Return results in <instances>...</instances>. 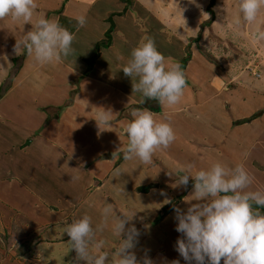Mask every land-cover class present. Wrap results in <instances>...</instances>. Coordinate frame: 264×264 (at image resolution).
Masks as SVG:
<instances>
[{"label":"crops","instance_id":"obj_1","mask_svg":"<svg viewBox=\"0 0 264 264\" xmlns=\"http://www.w3.org/2000/svg\"><path fill=\"white\" fill-rule=\"evenodd\" d=\"M38 6L41 8L39 13H43L46 18L59 21L62 13L65 17L76 20L77 16L85 15L87 23L74 33L72 55L61 63L37 65L26 52L21 51L18 55L15 54L13 49L16 41L11 44L12 34L15 32L22 35L27 33L25 25L14 22L10 18L0 19V37H3L0 39V57L17 56L14 61L21 60L22 64L19 70L20 72L21 69L23 70L21 76L30 72L34 77L27 79L26 81L29 82L23 85L20 83L24 78L19 79V74L12 79L15 85L11 84L12 91L5 97L9 98L11 102L6 107V111L8 109L11 113L16 111L19 114L17 119L21 124L11 122L10 115L4 118L5 113L0 110V157L5 155L15 141L25 137L27 133L25 127H28L29 131L33 130L34 134L35 129H39L42 122L44 125L45 120L41 109L48 106L59 108L60 104L51 105L53 100L50 101L48 96L54 99L56 96L60 97L61 105L66 106L61 116H55L52 119L47 133L35 135L31 146L26 151L21 149L19 156L11 160V163L15 164L2 166L6 171L0 175V196L4 197L10 192L19 196L27 187L38 189L42 194L28 196L24 204L18 203L17 206L9 204L6 210L0 209V264H47L46 261L51 264H79L75 251L70 250V245L67 244L70 238L62 232V227L65 224L84 214L90 215L94 223L97 222L99 220L98 208L101 207L103 201L110 203L108 193L112 196L115 191L117 193L112 197V202L115 206L118 203L114 199L121 200L123 207L127 206L130 200H145L152 194H160L161 186L159 184L170 186L174 196L184 194V198L187 197L192 193V187H175L174 185L176 179L174 174L181 166L185 165L177 162L178 154L187 153L188 156H196L200 159L206 152L208 144L225 148L224 145L228 146L226 143L228 128L232 136L236 134L238 136L229 143L233 150L231 163H228V151L224 154L223 162L230 167L243 164L246 168L247 164L254 161V163L257 162V165L252 163L254 166L252 170L255 173L257 172L255 166L264 169V155L259 156V162L256 160L258 159V157L256 158L257 154L263 151L259 147L263 142L258 139L251 141L247 134V131H254L251 127L264 124V113L247 124H233L228 116V109L232 111L231 107H233L234 115L238 116L236 119L239 121L251 117L264 109V96L257 99L255 96L257 93L249 90H246V93L215 91L213 84L218 82L217 79L215 78V81L211 79L209 82V78L203 75H200L199 79L189 80L190 84L184 90L181 103L172 108L160 106V112L155 113L157 120L169 118L176 133L174 143L164 152L163 150L155 152L152 165L143 164L139 159L125 160L123 164L116 165L128 142L123 131L124 127L132 119L131 111L137 109L135 105H140L142 99L141 94L132 90V83H135L136 80L126 77L121 71L122 66L130 58L131 50L138 46L143 38L141 31L134 26L133 20L135 23L137 21L135 15L145 22L146 30H142L145 36H151L153 27L159 28L157 29L158 36L163 39V33L167 34L172 27L163 21V13L160 16L154 10H150L144 0H135L134 7L129 9L125 16L114 18L116 29L113 32V45L109 49L102 50L92 71L85 76L87 57L92 58L95 55L97 43L105 38L107 30L110 28V24L108 28L106 27L107 19L111 13L123 12L125 5L119 0H40ZM141 8L142 11H140ZM177 16L178 14H176V19ZM181 16L184 19L183 15ZM37 18L38 16H34L33 22ZM96 26L101 34H92L89 37L88 34H91L90 31ZM130 33L136 34V36L131 37L133 35ZM15 38L18 41L21 37ZM119 38L124 42L122 45L119 44ZM164 39H166L165 36ZM184 47V43L181 41L178 46L169 42L168 55L174 54L176 62H181L184 56ZM191 65L192 60L188 65L187 73ZM194 70L195 68L192 66L191 75L196 74ZM7 74L6 69L0 71V78L2 76L8 78ZM5 78L0 80V84L4 82ZM28 78L31 76L29 75ZM41 97L43 98L40 103L38 99ZM3 98L0 99L1 105L6 100ZM219 99L227 101L228 104L218 103ZM99 107L105 110L110 109L113 112L112 127L97 126L95 118ZM202 113L206 114L208 127L202 122L204 116ZM216 116L227 122L225 134L220 131L221 127L219 126L216 129L211 128L209 124L213 120L211 117L217 120ZM3 120H5L4 123ZM8 123L13 126L10 131L7 129ZM35 124L37 125L34 126ZM241 129L245 130L244 135L247 137L240 135ZM95 145V149L89 150L90 146ZM118 149L119 151L116 152ZM208 153L209 151L205 155ZM181 160L184 159L180 158ZM159 162L164 169L158 165ZM24 163H26V167ZM138 163L141 167H150L152 173L148 176L138 175L134 171V167ZM117 170L119 171L117 172ZM168 171L173 175L169 176ZM58 172L60 176L57 175ZM59 177L63 179V183L56 182L59 184L57 185L54 180L57 181ZM75 179L81 180L77 187L73 188ZM96 180L102 181V183L96 186V189H92ZM189 181L193 182L191 178ZM150 183L156 186L149 193L137 192L139 186ZM54 184L56 186L64 185L58 187L64 191L63 196H59L58 200L49 196L52 194V189L55 188ZM106 189L108 192L105 191ZM37 196L43 201L39 202ZM184 198L180 206L185 203ZM92 199H94L93 203H91ZM78 203L81 206L77 207ZM191 203H196V201ZM1 213H5V215L2 216ZM134 220L129 224L135 223ZM176 224L175 217L166 228L164 223L161 224L163 230H169L171 234H174L171 235L174 240L181 238V234L175 230ZM102 237L109 241L106 244L109 248H115L119 243L118 237L112 235L110 231L108 234L103 233ZM3 239H6L11 247L7 248ZM29 240L32 241V247L28 244ZM7 249H9V253L4 252ZM172 250H175V247H172ZM109 252L111 253L112 250ZM58 253H63V255ZM147 254L151 257L152 253ZM166 255H160V257L155 255L152 259L155 261L158 259L160 261L164 259L180 260V264H186L179 253H167Z\"/></svg>","mask_w":264,"mask_h":264},{"label":"clouds","instance_id":"obj_2","mask_svg":"<svg viewBox=\"0 0 264 264\" xmlns=\"http://www.w3.org/2000/svg\"><path fill=\"white\" fill-rule=\"evenodd\" d=\"M190 2L195 3V0ZM37 7L36 0H0V19L10 18L23 26H32L16 40L13 50L16 55L26 52L37 65L61 63L73 54L75 36L58 20L37 14ZM238 8L234 26L237 29L254 26L251 39L264 42V27L259 21L264 0H239ZM34 16L38 18L33 22ZM76 22L79 27H84L87 18L79 15ZM0 59L7 60V57ZM121 71L136 80L132 90L141 94V103L155 100L164 108L181 103L187 87L185 71L179 62L158 51L151 37H143L131 50ZM97 109V126L112 127L113 112L102 107ZM131 117L123 130L128 141L123 158L139 159L143 164L152 165L154 153L174 143L175 130L168 117L157 120L156 114L147 108L133 109ZM174 175L175 187H187L190 178L193 181L192 193L184 198L190 206L186 211L174 208L175 230L181 234L175 250L186 264H221V261L223 264H264V190H249L255 178L243 164L230 167L222 161H214L207 168L197 169L195 163L188 162ZM99 213L95 223L90 215L84 214L62 227V232L70 238L67 244L75 251L77 261L85 264H154L147 255L138 259L134 251L140 233L135 225H126L136 214L117 213L107 201L101 203ZM105 231L119 239L111 259L110 252L105 250L107 241L101 238ZM171 264H180V260H173Z\"/></svg>","mask_w":264,"mask_h":264},{"label":"rangeland","instance_id":"obj_3","mask_svg":"<svg viewBox=\"0 0 264 264\" xmlns=\"http://www.w3.org/2000/svg\"><path fill=\"white\" fill-rule=\"evenodd\" d=\"M36 2L38 5L40 4V0H36ZM144 2L150 10L151 9L154 10L155 13H157L158 15L161 16V13H163L162 14V18L164 19L163 21L167 22L168 25L172 27L171 30L167 32V34L163 33V39H164V36L166 38L164 40L161 38V36H158L159 31H157V29L159 28L156 29L152 27V34L150 37L154 39L158 51H160L166 58L171 57L173 61H177L174 54L170 53L168 55V51H169L168 43L170 42L174 46H178V44L180 45V41L181 43H184V46H185L183 48L184 56L182 57V59L185 58L187 55L185 51L186 47L188 45H191V49H192L191 68L192 66H194L195 68L194 72L196 74L191 75L190 74L191 68L188 73L186 69L185 73L188 78V81L189 80L193 81V79H197V78L199 79L200 75H203L209 78V82L211 81V79H214L213 81H215V78L217 79L216 81L218 82L213 84V88L215 91L246 93V90H249L250 92L252 91V92L257 93L255 94L257 99H259L261 96H264V93H263L264 92V42H255L251 39V32L254 26L244 27L242 29H237L234 26L233 21L239 15V8H238L239 0H216V5L215 7H213V11L215 13V18H214L215 20L210 27H206V28L202 27V25L206 21H209V19L211 18V15L208 13V7L210 5V0H195V3L190 2V0H144ZM181 8H185L183 12L180 10ZM40 11H41V8L40 6H38L36 9V13L38 14ZM140 11H142V8L140 9ZM176 14H178L177 19H176ZM181 15H183L184 19H182ZM61 16H64V15L61 13ZM135 16H136L137 21L135 23V20H133L135 24L134 26H136V28L141 31L143 37H145V34L143 33L144 31H142V30H146L145 22L143 19L139 18L138 15H135ZM226 16H227V19L225 20ZM259 21H260L261 26L264 27V9H262L261 11V14L259 16ZM66 24L68 25V23ZM106 24H107L106 27L108 28V25L110 23L108 22ZM25 28L27 31H29L31 30L32 26L28 24V25H25ZM186 31L188 32L185 33ZM90 32L91 34L90 33L88 34L89 37L92 34H95V35L101 34V31L99 30L97 26L94 27ZM15 34H12V36L10 37L11 44H13V42L16 41L15 37L22 36V34L19 32L18 33L15 32ZM132 35L133 36L131 37L136 36V34H132ZM1 38L3 37H0V39ZM196 38H199L198 42H194L195 41L194 39ZM165 40H168L169 42ZM122 43L124 42H122L120 39L119 44L122 45ZM15 57L7 58V60L0 59V66L3 67V68H0V71H4L6 69V73H8L7 75H9L8 78H5V76H2V78H0V80L5 78V80H3L4 82L0 84V89H2V96L0 99H2L3 97L5 98L9 94V92L12 91L11 89L12 85H15L12 82V79H14L15 76H18V74H19V79L24 78L22 83H20L21 85L28 83L29 81H26L27 79L34 78L33 74H30V72L21 76L23 70L21 69V72L19 70L21 68L22 63L20 59L14 61ZM87 59L89 61L91 60V58H88V57ZM86 65L88 66L89 63L87 62ZM29 75L31 76V78H28ZM27 85H30V84H27ZM29 92H30V89H29ZM223 93H226V92H223ZM42 98L43 97L38 99L40 103L42 102ZM48 98L50 101L53 100L52 102L53 104L51 105L57 106L56 104H60L59 108L48 106L46 108L41 109L43 112L45 123L43 125V122H42L40 128L35 129L34 134H33V130L29 131L28 127H25L27 130L25 137L20 138L18 141H15L13 145H11L9 150L5 153V155L1 156L2 159L0 157V175H3L5 173L4 171H6V169H3L2 166L3 167L6 165L12 166V164H15V163H11V160L16 159V157L19 156V154L21 153V149H25L26 151L31 146L29 143H32L31 141L33 140L34 136L47 133V131L49 130L51 126L52 119H54V116H61L63 114L64 110L66 109L65 108L66 106L61 105L62 104L61 98L57 96H56V99H54L51 96H48ZM221 100L222 99H219L217 102L228 104L227 101L224 102ZM10 103L11 102L9 98L3 101L2 105L0 103L1 105L0 110L2 113H5L3 117L7 118V116L10 115L12 117L11 118L12 120L10 119L11 122L20 125L21 122L19 119H17L19 117V114H17L16 111H13L11 113L9 109L6 111V107H8ZM231 109L232 111L228 109V116H229V119L232 120V123L234 124L239 120L236 119L238 116L236 117L234 115L233 107H231ZM202 115H204V113H202ZM216 118L217 120L211 117V119H213L211 122H209L211 128L216 129L217 126H219L221 127L220 131H222L225 134L227 132V122H224V120L219 119V117L217 116ZM5 120H3L2 122L4 123ZM202 122L208 127L207 120H206V114L203 116ZM36 125L37 124H35L34 126ZM12 128L13 126L10 124L7 126V129L9 131ZM251 129H254V131L253 132L247 131L249 139H251V141H255L258 139V140H261V142H263V144L259 146L262 148L263 151L259 152L256 156V158L258 157V159L256 160H258L259 162L260 161L259 156L264 155V124L261 126H253L251 127ZM240 131H241L240 133L241 136L247 137L244 135V131H245L244 129H241ZM237 136H238L237 134L232 136L228 128V141L226 142L228 143V146L224 145L225 148L223 147L219 148V146L217 145L208 144L207 145L208 147H206L205 153H207V151H209V153L207 155L203 153L204 155L202 156V158L199 159L196 156L195 157L188 156L187 153H181V154H178L179 159L177 160V162L183 163V164H186L188 162H193L195 163L197 169L207 168L214 161L223 162L224 154H226V152L228 151V163H231L233 150H232L231 144L229 145V143L232 139L236 138ZM95 148H96V145L90 146L89 150L95 149ZM30 156L31 154L29 152V157ZM225 156L227 157V155ZM121 157H122V154H121ZM180 158H183L184 160L180 161ZM124 161L125 160H123L120 164H123ZM252 163L257 165V162L254 163V161L253 162L251 161L250 162L251 166L250 164H247L248 166L246 167L249 173L255 178L249 190H256L258 187H260L259 190H264V174H263L264 169L260 167L258 168L257 166H255L257 168L256 169L257 172L255 173L252 170V167H254ZM24 165L25 167L27 166L26 163H24ZM158 165L164 169V167L162 166L160 162L158 163ZM134 171L137 172L138 175H142V176H148L152 173L150 167H141L139 163L135 165ZM57 175L60 176V173L58 172ZM80 180L81 179H75V181H73V188L77 187ZM97 181L99 180L95 181V185L92 189H96L95 187L102 183V181H99L98 183ZM54 182L55 184H57L56 182L58 183L60 182L61 184L63 183V179L59 177V179H57V181L54 180ZM55 184H54L55 188L52 189L51 191L52 194L51 195L49 194V196H52L54 199L58 200V197L63 196L64 194V191L58 187H63L64 185L56 186ZM159 185L161 186L160 191L163 192L164 195H161V193L160 194L155 193V194H152V196L146 198L145 200L144 199H140V200L138 199L137 201L130 200L128 202V205L127 206L125 205V207H123V201L117 200V199H114V200L117 201L118 204L114 206V203L112 202V199H113L112 197L116 195L115 193H117V191H115V193H113L112 196H110L108 193V196L110 197L108 201L112 203L114 210L117 213L120 212L121 214H136L133 217V219H135L134 220L135 223L132 222L129 225H126V227L135 225V227L138 229L140 233L138 237L137 248L134 249V251L137 254L138 259L144 257L145 255H147L149 258L152 259V257L155 255H158V257H160V255L165 256L167 253H178L176 250H172V247L174 248L176 245L175 241H177V240L172 239V236L174 234H171L169 230H163V228H161V224L164 223V227L166 228L167 225L169 226V223L171 224L173 217H175L174 209L167 215L163 214V208L169 204L165 200L172 201L173 199H176L180 197L181 195L183 199L184 194H176L174 196L171 193L170 186H166L163 184L162 185L159 184ZM153 186L155 188L156 185L154 184ZM105 191L108 192L107 189ZM39 193L42 194V192L39 191L38 189L35 190L33 188L31 189L28 187L25 188L23 193L19 194L20 197L17 195H14L13 193L11 194V192L7 193L5 194L4 197L0 196V209L6 210L9 204L10 206H17L18 203L24 204L26 200L28 199V196L33 197L35 195H39ZM37 198L39 202L43 201L38 196ZM86 198H90V197H86ZM93 200L94 199L91 200V203H93ZM181 201L182 200L178 201V204L175 206V208H178L180 206ZM78 205L81 206L80 203L77 204V207ZM189 206L190 204L185 202L179 208L181 210L186 211ZM99 209L100 208H98L97 213L100 215ZM1 214L2 216L5 215V213H1ZM104 233L108 234L109 231H105ZM3 241H4V245L7 246V248L11 247L10 244L6 242V239H3ZM106 241L107 243H109L108 240ZM28 244L30 247H32V241L29 240ZM108 248L109 247H107L106 245L105 250L107 251L114 250L113 247H110L109 249ZM170 249L172 252L170 251ZM4 252L9 253V249L5 250ZM147 253H152L151 257ZM58 254L63 255V253H58ZM166 256H169V255H166ZM110 257H111V253H110ZM57 259H60V258L57 257ZM172 260L173 259H164L160 261V259H158L156 261L153 260V262H156V264H171ZM46 263L51 264V262L49 261H46ZM79 264H85V262L79 261Z\"/></svg>","mask_w":264,"mask_h":264},{"label":"trees","instance_id":"obj_4","mask_svg":"<svg viewBox=\"0 0 264 264\" xmlns=\"http://www.w3.org/2000/svg\"><path fill=\"white\" fill-rule=\"evenodd\" d=\"M119 1L125 5V9L121 13H111L110 14L109 19L107 20L110 23V28L107 30V32L105 34V38L97 43V45H96L97 52L95 53V55L91 58L90 61L87 60L89 65L87 66V70L85 71V76H87L92 71V69L95 65V62L100 58V56L102 54V50L109 49L112 47V45H113V32L116 29V23L114 21V18L116 16H122V17L125 16L127 11L129 9H132L135 5V0H119ZM215 5H216V0H210V5L208 7V13L211 15V18L209 19V21H206L202 25V27H204V28L210 27L212 25V23L214 22L215 13L213 11V7H215ZM58 22L63 27L67 28L70 32H72L73 34L79 29V26H78L75 19H71L69 17L61 16ZM66 23H68V25ZM199 38H201V37H199ZM199 38L194 39L195 40L194 42H198ZM185 51H186L187 55L185 58H183L181 60L180 63L182 65L183 70L186 72V69H187L189 63L192 60L191 45H188L186 47ZM185 75H186V73H185ZM186 80H187V85H189L190 83L188 81L187 76H186ZM1 96H2V89H0V98H1ZM135 107L137 109L148 108L149 110H151L154 113L160 112V105L155 100H145L144 103H141L138 106L135 105ZM263 113H264V109L256 112L250 118L237 121L235 124L250 123L253 120L260 117ZM56 117H58V116H56ZM29 144H31V143H29ZM123 160H124V158H123V153H122V157L120 158V160L117 162L116 165H119ZM152 188H154V186L152 184L146 185V186H141V187L137 188V192L138 193H149ZM180 200H182V195L176 199H173L168 205H166L163 208V214H165V215L169 214L175 208V206L178 204V201H180ZM262 211H264V209H262Z\"/></svg>","mask_w":264,"mask_h":264},{"label":"water","instance_id":"obj_5","mask_svg":"<svg viewBox=\"0 0 264 264\" xmlns=\"http://www.w3.org/2000/svg\"><path fill=\"white\" fill-rule=\"evenodd\" d=\"M188 186L193 187V182H190V181H189Z\"/></svg>","mask_w":264,"mask_h":264}]
</instances>
